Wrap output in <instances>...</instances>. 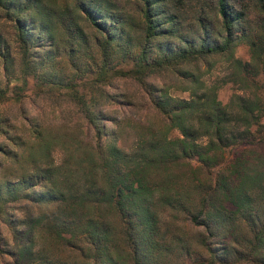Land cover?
<instances>
[{"label":"trees","instance_id":"16d2710c","mask_svg":"<svg viewBox=\"0 0 264 264\" xmlns=\"http://www.w3.org/2000/svg\"><path fill=\"white\" fill-rule=\"evenodd\" d=\"M136 2L134 22L111 0H65L59 8L42 0H0V8L13 22L25 75L33 71L40 85L58 88L72 85L78 71L94 72L100 85L113 84L117 78L133 80L147 94L150 108L163 118L167 133L171 129L180 133L142 136L126 150L118 144L117 114L108 110L113 102L127 103L105 89L102 98L80 97L81 123L74 133L82 136L77 149L88 143L90 153L83 151V179L61 184L46 161L47 132L38 118L20 110L18 120L45 157L39 163L24 155L26 141L0 121V221L19 243L26 240L24 252L34 234L23 229L12 209L21 202L48 205L49 234L82 252L84 261L73 264H162V256L175 250L189 259L200 257L181 241L179 232L168 229L161 216L166 210L174 219L184 214L189 226L200 229L194 244L211 263L264 264L261 98L238 95L235 103L223 105L214 89L199 93L197 79L190 81L194 87L188 98L172 96L156 83L166 71L209 63L215 56L229 57L237 44L250 51L251 62L236 61L242 71L254 75L264 71V0ZM89 27L95 31L99 61L88 56ZM62 54L75 69L68 79L52 69ZM84 55L91 65L79 59ZM0 59L3 71L10 73L13 58L1 35ZM4 96L0 90V98ZM241 144L247 147L224 165L226 148ZM201 170L214 172L201 178ZM4 253L14 249L0 229V254Z\"/></svg>","mask_w":264,"mask_h":264},{"label":"rangeland","instance_id":"374dc122","mask_svg":"<svg viewBox=\"0 0 264 264\" xmlns=\"http://www.w3.org/2000/svg\"><path fill=\"white\" fill-rule=\"evenodd\" d=\"M42 1L53 8H59L65 2V0ZM67 1L71 2V0ZM111 1L115 2L120 9L129 13L134 22L138 19L136 0ZM253 17L254 13H251L250 18ZM87 29L90 31L92 38L91 47L88 50L90 54L87 55L99 61V48L93 37L95 31L90 27ZM0 35L8 45L13 58V70L7 74L2 69L0 59V90L5 95L0 98V121L13 135H20L26 141V147L22 151L23 154H30L31 159L33 158L42 163L45 156L42 155L40 148L34 143L35 140L28 132L27 126L18 120L20 117L19 111L27 110L39 119L50 138L49 146L47 144L50 151L46 161L55 169L57 179L61 184L83 179L81 173V170L85 168V162H82L84 159L83 151L90 153L88 140H84L85 144L87 143L85 146L82 145V148L77 149L82 136L78 135L77 137L74 133H78L76 126L81 123L78 118L79 109L77 106L80 97H85L87 100H91V97L102 98L100 93L105 89L114 94L116 93L118 99L127 103L123 106L113 102L108 110L117 114L115 130L118 144L126 150L133 148L140 137L150 136L152 133L165 134L169 137L180 135L176 129H171L167 133L163 118L150 108L147 94L133 80L117 78L113 84L100 85L96 81L94 72L78 71V74L74 76L76 78L71 82L72 85L58 88L53 85L52 87L50 84L40 85L33 71L31 74L25 75L20 62V49L16 40L13 22L5 15L2 8H0ZM79 59L87 60L90 65L92 64L91 59H88L85 55ZM238 59L241 62H251L250 51L245 44H237L229 57L215 56L209 58V63L200 61L194 64H186L180 67L179 71H166L163 74L162 82L157 81L156 83L158 86L165 87L166 91L172 96L188 98L194 87L191 88L190 81L197 79L196 87L199 93L204 89L210 90L212 88L216 92L217 99L223 105H229L231 102L235 103L238 95H246L252 98L259 97L264 105V71L257 75L249 72L247 74V72L242 71L238 62H236ZM52 69H54V72L67 74V79L72 77L75 71L68 56L66 59L64 54L57 58ZM24 76H26V84H23ZM261 122L264 126V114ZM245 147H247L246 144H241L240 146L226 148L224 165L231 162ZM259 151L264 153V143ZM191 164L196 165V162L192 160ZM30 168L28 167V169ZM201 171H203L200 173L201 178L207 177V172H214V170ZM12 175L15 174H10L9 177H13ZM93 177L98 178L99 175L96 174L95 176V173H93ZM12 210L16 219L22 221L23 229L33 232L34 240L32 245L29 246V250L22 252L26 240L19 243L12 235L9 226L0 221L2 234L8 245L14 249V253L0 254V264H41L46 260L61 264H73L84 261L82 252L77 247H67V244L49 234L47 230L48 219L45 216L48 212V205L21 202L15 204ZM161 216L163 221L169 224V230L179 232L181 241H185L201 254L198 258L189 259L178 255V250H175L173 253L168 252L162 256V264H195L196 260L201 261L199 264H218L211 263L205 251L194 244L197 232L200 229L189 226L184 214L179 213L178 217L174 219L171 212L162 210ZM233 264L254 263L241 261Z\"/></svg>","mask_w":264,"mask_h":264}]
</instances>
